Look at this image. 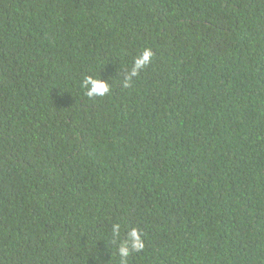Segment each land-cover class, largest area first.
<instances>
[{"label": "trees", "instance_id": "1", "mask_svg": "<svg viewBox=\"0 0 264 264\" xmlns=\"http://www.w3.org/2000/svg\"><path fill=\"white\" fill-rule=\"evenodd\" d=\"M0 264H264V0H0Z\"/></svg>", "mask_w": 264, "mask_h": 264}, {"label": "clouds", "instance_id": "2", "mask_svg": "<svg viewBox=\"0 0 264 264\" xmlns=\"http://www.w3.org/2000/svg\"><path fill=\"white\" fill-rule=\"evenodd\" d=\"M151 53L148 51H145L143 59L142 60H138L137 61V67H141L143 64L147 63L149 61ZM94 83V88L92 90V92L89 93V95H91L92 93H97V94H104L105 92H107V88L105 86V84L103 83H98V82H93ZM122 255H127V251L126 249H122L121 250Z\"/></svg>", "mask_w": 264, "mask_h": 264}]
</instances>
